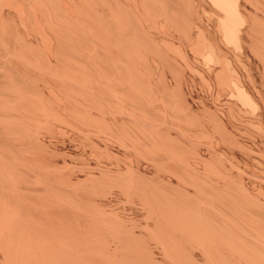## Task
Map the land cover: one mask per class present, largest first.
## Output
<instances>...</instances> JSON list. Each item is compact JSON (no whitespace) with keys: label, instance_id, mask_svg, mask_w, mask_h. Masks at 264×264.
<instances>
[{"label":"rangeland","instance_id":"1","mask_svg":"<svg viewBox=\"0 0 264 264\" xmlns=\"http://www.w3.org/2000/svg\"><path fill=\"white\" fill-rule=\"evenodd\" d=\"M0 43V264H264V0H0Z\"/></svg>","mask_w":264,"mask_h":264},{"label":"bare ground","instance_id":"2","mask_svg":"<svg viewBox=\"0 0 264 264\" xmlns=\"http://www.w3.org/2000/svg\"><path fill=\"white\" fill-rule=\"evenodd\" d=\"M1 44V43H0ZM49 74V73H48ZM28 93V92H27ZM245 108V107H244ZM73 131V130H72ZM66 148V147H65ZM69 183V182H68ZM111 211V210H110ZM141 228V227H140ZM209 231V230H208ZM227 240V239H226ZM2 243V242H1ZM194 251V250H193ZM9 261V260H8Z\"/></svg>","mask_w":264,"mask_h":264}]
</instances>
